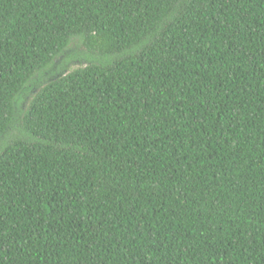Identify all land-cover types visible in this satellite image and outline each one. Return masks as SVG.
Masks as SVG:
<instances>
[{"label": "trees", "instance_id": "trees-1", "mask_svg": "<svg viewBox=\"0 0 264 264\" xmlns=\"http://www.w3.org/2000/svg\"><path fill=\"white\" fill-rule=\"evenodd\" d=\"M0 264H264V0H0Z\"/></svg>", "mask_w": 264, "mask_h": 264}, {"label": "rangeland", "instance_id": "rangeland-1", "mask_svg": "<svg viewBox=\"0 0 264 264\" xmlns=\"http://www.w3.org/2000/svg\"><path fill=\"white\" fill-rule=\"evenodd\" d=\"M15 135H20L18 131L12 130L10 134L7 136L6 140H9L10 138L14 137Z\"/></svg>", "mask_w": 264, "mask_h": 264}]
</instances>
